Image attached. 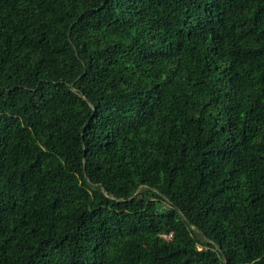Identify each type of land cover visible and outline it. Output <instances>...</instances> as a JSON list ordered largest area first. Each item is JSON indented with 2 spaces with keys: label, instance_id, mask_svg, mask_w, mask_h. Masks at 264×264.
Listing matches in <instances>:
<instances>
[{
  "label": "trees",
  "instance_id": "trees-1",
  "mask_svg": "<svg viewBox=\"0 0 264 264\" xmlns=\"http://www.w3.org/2000/svg\"><path fill=\"white\" fill-rule=\"evenodd\" d=\"M0 264H264V0H0Z\"/></svg>",
  "mask_w": 264,
  "mask_h": 264
},
{
  "label": "rangeland",
  "instance_id": "rangeland-1",
  "mask_svg": "<svg viewBox=\"0 0 264 264\" xmlns=\"http://www.w3.org/2000/svg\"><path fill=\"white\" fill-rule=\"evenodd\" d=\"M158 203H154V206H156ZM166 239V238H165Z\"/></svg>",
  "mask_w": 264,
  "mask_h": 264
}]
</instances>
